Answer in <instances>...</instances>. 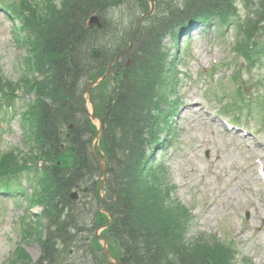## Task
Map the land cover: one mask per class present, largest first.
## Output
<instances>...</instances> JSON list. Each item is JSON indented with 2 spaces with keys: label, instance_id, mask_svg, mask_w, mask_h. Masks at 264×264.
Returning <instances> with one entry per match:
<instances>
[{
  "label": "trees",
  "instance_id": "obj_1",
  "mask_svg": "<svg viewBox=\"0 0 264 264\" xmlns=\"http://www.w3.org/2000/svg\"><path fill=\"white\" fill-rule=\"evenodd\" d=\"M133 1L48 0L45 7L37 0H23L25 5L20 3L17 7L13 4L33 36V64L43 74V79L35 78L30 88L49 99L39 101L28 121L36 152L47 162L45 185L36 201L42 205L48 225L54 227L53 233L62 232L66 220L71 218L74 203L68 193L73 187L89 185L97 194V156L102 153L96 150L94 154L89 147L95 129L84 111L80 83L83 78L102 72L128 43L131 30H119L122 35L118 36L117 24L109 26L105 15L109 8ZM235 1L187 0L184 9L171 10L168 18L160 19L156 25L141 27L133 37L132 47L124 53V57L131 58L130 65L121 73L114 66L112 88L106 90L102 86L100 89L105 91L93 93L95 113L103 123L100 149L107 159L105 207L113 216L102 235L110 239L122 264H235V249L230 241L215 236L186 239L187 209L171 199L162 164L153 165L147 152V146L163 128L161 105L168 97L163 36L186 22L185 14L201 21L226 20L236 14ZM135 2L143 10L148 7L146 0ZM94 12L102 16V26L86 25ZM241 28L235 49L253 65L264 52V43L259 40L264 34V0H256ZM92 45L100 47L97 57L87 52ZM27 67L25 71L33 68L29 64ZM0 81L14 86L1 74ZM174 111L172 106L171 114ZM69 122L74 127L65 136L62 126ZM14 161L12 153L0 159L3 178L22 168ZM97 217L99 223L107 220L102 213ZM54 250L52 247L51 254H44L50 263L39 260L35 264H57L52 263Z\"/></svg>",
  "mask_w": 264,
  "mask_h": 264
},
{
  "label": "rangeland",
  "instance_id": "obj_2",
  "mask_svg": "<svg viewBox=\"0 0 264 264\" xmlns=\"http://www.w3.org/2000/svg\"><path fill=\"white\" fill-rule=\"evenodd\" d=\"M167 1L158 2L155 14L143 27L164 15L169 7L180 9L184 6V0ZM237 4L242 14L246 8L239 1ZM109 12L111 18L116 13L120 21L126 19L129 26L138 15L137 9L131 13L124 5L116 6ZM236 31L234 26L223 28L212 23L194 25L176 40L170 33L165 37L169 59L177 54L179 79L174 91L179 107L170 129L171 139L165 138L158 157L164 161L168 179L174 186L173 195L192 211L193 221L188 236L214 233L223 239L227 232L235 237L237 248L242 253L256 264H264V179L258 171V165L264 166V158L260 163L256 161L264 152V56L257 65L240 72L243 78L240 91L245 94V105L238 104L242 108L240 124H232L233 129L227 130L224 117L217 113L221 103H231L234 97H229L221 85V76L236 67L230 65V69L215 71L212 67L231 57L229 47L236 38ZM23 53L24 48L16 43L10 17L0 7V63L7 78L17 77ZM208 75L213 78L210 90L217 98L210 102L205 95L209 86ZM217 95L224 98L219 100ZM236 99H239V94ZM21 104V101L16 103L9 127L0 134L3 150L27 147L22 140L23 131L18 120ZM189 105H194L193 110L188 109ZM232 113L235 115L231 111L226 114L232 117ZM244 134L247 135L244 137ZM33 174L34 170L24 174L23 184L28 186L27 178ZM17 199L0 195L1 264H13L9 259L14 257L18 242L16 221L29 210L23 197ZM30 211L37 212L38 208H31ZM226 224L230 225V231L224 226ZM26 249L31 259L39 255V244L35 240L30 241ZM73 256L68 255L69 259Z\"/></svg>",
  "mask_w": 264,
  "mask_h": 264
},
{
  "label": "clouds",
  "instance_id": "obj_3",
  "mask_svg": "<svg viewBox=\"0 0 264 264\" xmlns=\"http://www.w3.org/2000/svg\"><path fill=\"white\" fill-rule=\"evenodd\" d=\"M112 19L117 24V29H118L117 35L118 36L122 35V32H120L119 30L127 25V20L125 19L123 21H119L118 15L116 13L112 14Z\"/></svg>",
  "mask_w": 264,
  "mask_h": 264
},
{
  "label": "water",
  "instance_id": "obj_4",
  "mask_svg": "<svg viewBox=\"0 0 264 264\" xmlns=\"http://www.w3.org/2000/svg\"><path fill=\"white\" fill-rule=\"evenodd\" d=\"M93 21H97V16L95 15H92L89 19V24H91ZM90 53L93 54V55H96L97 54V49L96 48H91L90 49Z\"/></svg>",
  "mask_w": 264,
  "mask_h": 264
},
{
  "label": "bare ground",
  "instance_id": "obj_5",
  "mask_svg": "<svg viewBox=\"0 0 264 264\" xmlns=\"http://www.w3.org/2000/svg\"><path fill=\"white\" fill-rule=\"evenodd\" d=\"M193 108H194V105H189V106H188V109H189V110H193Z\"/></svg>",
  "mask_w": 264,
  "mask_h": 264
}]
</instances>
